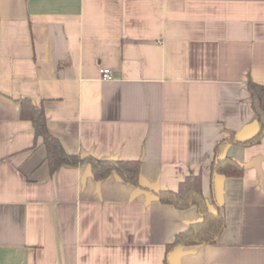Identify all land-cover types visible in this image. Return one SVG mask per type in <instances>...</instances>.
<instances>
[{
    "label": "crops",
    "instance_id": "0c3cea01",
    "mask_svg": "<svg viewBox=\"0 0 264 264\" xmlns=\"http://www.w3.org/2000/svg\"><path fill=\"white\" fill-rule=\"evenodd\" d=\"M251 82L264 84V0H0V264H167L201 214L154 190L201 173L215 210L216 144L259 130ZM20 97L68 153L139 160L148 189L87 164L52 173ZM220 153L245 169L215 179L226 227L168 264H264V136Z\"/></svg>",
    "mask_w": 264,
    "mask_h": 264
},
{
    "label": "trees",
    "instance_id": "16d2710c",
    "mask_svg": "<svg viewBox=\"0 0 264 264\" xmlns=\"http://www.w3.org/2000/svg\"><path fill=\"white\" fill-rule=\"evenodd\" d=\"M248 90L252 109L258 118L259 130L254 136L241 140L235 131L226 128L223 137L216 144L211 164L210 186L215 210H212L206 201L201 173L185 176L176 190H154L162 204L171 205L180 210L195 206L201 214V220L178 232L175 239L167 245L165 257L167 264L170 252L176 247L202 243L215 244L226 227V207L215 196V179L219 176L241 177L245 169L233 157L222 156L221 148L227 143L252 145L259 143L264 136V84L251 82L248 84ZM18 101L21 117L32 122L36 139L42 138L47 152L46 161L52 173L64 164H87L96 181H103L112 174H117L126 183L148 189L140 180L141 162L139 160L101 159L94 156L82 157L70 154L65 150L59 138L50 131L44 107L37 105L28 97H20Z\"/></svg>",
    "mask_w": 264,
    "mask_h": 264
},
{
    "label": "built area",
    "instance_id": "2783aa9c",
    "mask_svg": "<svg viewBox=\"0 0 264 264\" xmlns=\"http://www.w3.org/2000/svg\"><path fill=\"white\" fill-rule=\"evenodd\" d=\"M100 74L103 78L111 79L112 78V71L110 68H101Z\"/></svg>",
    "mask_w": 264,
    "mask_h": 264
}]
</instances>
